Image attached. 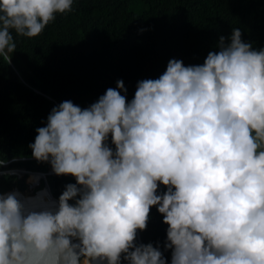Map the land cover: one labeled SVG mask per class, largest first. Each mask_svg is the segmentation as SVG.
Segmentation results:
<instances>
[{"label":"clouds","instance_id":"obj_1","mask_svg":"<svg viewBox=\"0 0 264 264\" xmlns=\"http://www.w3.org/2000/svg\"><path fill=\"white\" fill-rule=\"evenodd\" d=\"M73 3L0 0V58L11 64L13 32L38 37ZM218 48L203 64L170 59L131 101L121 79L86 108L54 106L28 145L47 172L4 169L0 152V176L43 174L28 178L34 195L0 190V264H169L140 238L153 206L170 264H264V48L240 28ZM51 173L76 183L56 198Z\"/></svg>","mask_w":264,"mask_h":264},{"label":"trees","instance_id":"obj_2","mask_svg":"<svg viewBox=\"0 0 264 264\" xmlns=\"http://www.w3.org/2000/svg\"><path fill=\"white\" fill-rule=\"evenodd\" d=\"M233 28L253 48H264V0H74L73 10L57 14L40 36L13 32L17 49L11 64L0 58V152L9 161L4 169H52L33 158L28 145L54 106L71 100L86 108L121 79L127 88L122 94L131 101L138 81L159 78L173 58L186 66L203 64ZM46 178L56 198L76 183L71 175ZM13 182L26 189L25 175H13L0 176V190L12 189ZM166 190L161 184L160 192ZM167 228L153 206L139 234L142 243L159 246L170 264Z\"/></svg>","mask_w":264,"mask_h":264},{"label":"rangeland","instance_id":"obj_3","mask_svg":"<svg viewBox=\"0 0 264 264\" xmlns=\"http://www.w3.org/2000/svg\"><path fill=\"white\" fill-rule=\"evenodd\" d=\"M25 182L27 183V188H26V190L24 191V193H26L27 195H34L39 189H41V188H43V187H41V188H38V189H36L37 188V186L36 187H34L33 189L31 188V187H33L32 185H30L29 183H28V179L26 180V178H25ZM31 187H30V186ZM36 189V190H35ZM33 190H35L34 192H33Z\"/></svg>","mask_w":264,"mask_h":264},{"label":"bare ground","instance_id":"obj_4","mask_svg":"<svg viewBox=\"0 0 264 264\" xmlns=\"http://www.w3.org/2000/svg\"><path fill=\"white\" fill-rule=\"evenodd\" d=\"M32 174H38V175H39V173H31V175H32ZM29 176H30V175H29ZM39 176H40V175H39ZM28 178H29V177H28ZM11 191H12V190H11ZM20 192H21V191H20ZM6 193H7V192H6ZM21 193H24V192H21Z\"/></svg>","mask_w":264,"mask_h":264},{"label":"water","instance_id":"obj_5","mask_svg":"<svg viewBox=\"0 0 264 264\" xmlns=\"http://www.w3.org/2000/svg\"><path fill=\"white\" fill-rule=\"evenodd\" d=\"M39 175L42 176L43 174L39 173ZM47 189H48V186H47ZM48 190H49V189H48ZM51 196H52V195H51ZM56 200H58V199H56Z\"/></svg>","mask_w":264,"mask_h":264}]
</instances>
